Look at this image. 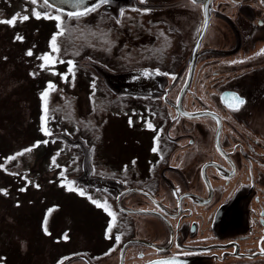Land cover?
Returning a JSON list of instances; mask_svg holds the SVG:
<instances>
[{
	"label": "flooded vegetation",
	"instance_id": "af4514ba",
	"mask_svg": "<svg viewBox=\"0 0 264 264\" xmlns=\"http://www.w3.org/2000/svg\"><path fill=\"white\" fill-rule=\"evenodd\" d=\"M201 4L211 9L202 36L203 9L191 0L146 4L136 0L123 6L151 9L145 15L128 11L133 18L124 22L130 33L155 29L150 32L177 35L180 26L174 20L189 17L190 51L152 50L130 70L159 69L179 76L182 87L174 96L171 75H153L141 83L147 94L119 95L135 99L132 106L143 107L140 113L162 129L160 151L120 166L110 160L103 169L100 163L91 164L93 178L110 181L108 189L91 188L94 198L108 199L118 213L113 238L105 235L110 217L97 208L101 216L97 223L106 226H97L95 236L83 243L63 240L59 253L48 255L47 264H153L173 258L177 264H264V255L259 254L264 247V55H257L264 49V3L201 0ZM110 7L112 16L120 9ZM163 41L164 37L162 45ZM192 66L182 99L183 109L190 113L185 116L176 106ZM232 94L246 101L239 111L227 106ZM203 112L214 114L219 124L200 115ZM156 135L151 134L152 140ZM150 144L151 150L153 141ZM125 165L127 173L122 171ZM157 205L162 213L153 211ZM115 235H121L119 244Z\"/></svg>",
	"mask_w": 264,
	"mask_h": 264
},
{
	"label": "rangeland",
	"instance_id": "374dc122",
	"mask_svg": "<svg viewBox=\"0 0 264 264\" xmlns=\"http://www.w3.org/2000/svg\"><path fill=\"white\" fill-rule=\"evenodd\" d=\"M33 7L29 0H0V19L11 18L15 13L30 16L29 20L18 21L14 27L0 24V163L4 157L30 147L36 141L55 138L57 142L47 146L42 144L7 165L11 172L27 174L29 180L40 185L39 189L27 185V191L20 192L18 189L26 186L25 181L0 171V189L8 191L7 196L0 194V264H47L48 255L59 253L58 245L65 240V233L68 239H81L83 243L95 236L97 226H106L105 222L97 223L96 219L101 216L86 197L59 186V174L62 169H67V179L75 181L94 198L93 189L78 182L84 174V147L89 152L90 166L100 163L103 169L108 160L120 166L132 159L150 157L153 131L144 126V119H148L140 113L144 108L132 106L133 98L117 95L106 83L101 70L120 73L136 69L133 62L146 60L145 53L152 50L165 52L167 48H176L178 53L190 51V19L187 15L174 20L180 26L179 34L164 33L166 42L163 41L162 45L161 32H150L155 29H147L146 34L130 33L124 21L133 16L126 11L129 18H122L120 26L110 19L103 21L102 27L113 29L112 39L116 42L110 53L80 47L82 40L78 39V32H74L70 39L60 38L61 58L76 62L75 84L72 86L62 82L60 76L38 68L41 61L37 56L50 51L49 41L56 27L54 21L32 17ZM104 14L105 11L100 9L99 14L84 18L80 23L95 27L100 23L99 16ZM70 27L75 28L76 22H70ZM17 35L23 40H16ZM71 41H75L80 55L64 54L66 48L68 53L75 51L69 47ZM145 46L146 49L140 52ZM28 49H32V57L25 55ZM89 56L92 60L88 59ZM55 71L65 73L67 65L57 64ZM32 72L39 74L33 77ZM93 78L96 79V92L90 102ZM49 80L58 86L49 102L53 119L48 126L54 132L53 137H45L39 130L42 115L39 93ZM173 82L176 87L174 96H177L182 81L178 76ZM129 117L133 121L131 127ZM64 130L71 135H64ZM58 150L61 153L57 157L59 168L51 165V157ZM46 215L50 235L43 230Z\"/></svg>",
	"mask_w": 264,
	"mask_h": 264
},
{
	"label": "snow or ice",
	"instance_id": "6c2138e0",
	"mask_svg": "<svg viewBox=\"0 0 264 264\" xmlns=\"http://www.w3.org/2000/svg\"><path fill=\"white\" fill-rule=\"evenodd\" d=\"M30 4L33 5L34 7L31 10V16L34 17L35 19H45V20H51L55 22V27H56V32H54L50 38L49 41V49L50 51L41 54L37 56V59L41 61V63L38 65V68L40 71H50L52 75H58L60 76V79L64 83H70L72 86L75 84V73L77 70L76 62L73 59H63L61 58V40L60 38H66L70 39L72 34L74 32H78L79 36L78 39L82 40V43L80 47H87L92 50L96 51H101L104 53H110L112 49L116 46V42L112 39V28H104L102 27L103 21L105 19H110L114 22L116 26H120L122 24V18H129L126 17V11H131V12H137L141 15H145L151 12V9L149 8H137V7H131L129 9H124L120 8L116 16H107V14L100 15V23L97 24L95 27H88L86 25H82L80 22L84 19L87 18L93 14H99L100 9L102 7L110 6L112 4V0H91V3L89 0H29ZM210 2V0H209ZM139 4H146L147 0H138ZM191 3L193 5H200L203 9V26L204 30H206L209 21H210V11L211 9L208 8L207 4H201V0H191ZM261 3H264V0H261ZM62 5H67L68 10H66ZM38 9H43L38 10ZM30 16L27 14H21V13H15L11 16V18L8 19H0V24H5L8 26L14 27L16 23L19 22H24L29 20ZM70 22H76V27H70ZM264 24V21L261 22ZM160 35L163 37L165 34L163 32L160 33ZM16 40H23L22 36L17 35L15 37ZM166 39V37H165ZM69 47L75 48V41H71L69 43ZM64 54L65 55H74L78 56L80 55V50L79 48H75V51L72 53H68V49H64ZM26 56L32 57L34 55L32 49H28L25 53ZM257 55H264V49H261ZM6 59V58H5ZM89 60H92V57H88ZM98 62V61H96ZM244 61H233V63H243ZM57 64H66L67 65V72L65 73H58L55 71V67ZM38 72H32L30 73L31 76L35 77L38 75ZM142 77L145 78H150L153 75H165L169 76L171 75V78L173 80L176 79L174 74H170L167 72L161 73L159 69H155L153 71H149L145 69L143 72L139 74ZM71 77V80L69 79ZM91 94H90V102L93 101V98L95 96L96 92V79L93 78L91 84ZM58 86L49 80L46 83V87L44 88L43 91L39 93L40 100H41V106H42V115H41V125H40V131L45 137H53L54 132L53 130L48 126L51 120L53 119L52 116H50V109H49V102H50V97L52 93L57 92ZM246 103V101L241 98L237 94H232L231 97L229 98V103L228 107L232 111H239V109ZM93 111H95V107L93 106ZM58 111V110H56ZM152 116H155L156 113L152 112ZM200 115H205V116H211L213 119L217 121V124H219V118L216 117L214 114L209 113V112H203L200 113ZM143 119V118H142ZM128 124L131 127L133 125V121L131 117H129ZM144 126L147 130L157 132V135L153 137V147L151 151L153 153H158L160 151L159 148V142H160V135L159 132L162 131V129L157 130L156 126L152 123L151 119H144ZM219 128H217V136L219 135ZM64 135H71V133H68L67 130H64ZM57 140L54 138L51 141L49 139H44V140H39L36 141L33 145L30 147L24 148L21 151H18L14 153L13 155H10L8 157L3 158V163H0V171L5 172L8 175H13V176H19L22 180L25 181V187H21L18 189L20 192L27 191V185H32L39 189L40 185L34 183L33 181L28 179L27 174H21L19 172H11L9 171L7 165L10 162L17 161L19 157H23L26 154L32 153L35 149L39 148L42 144L47 146L49 143H56ZM191 143V141L189 142ZM74 147H78V145H74ZM94 150V148H93ZM60 151L58 150L57 153L51 157V165L54 167H61L57 163V157L60 155ZM221 154L224 155V153L221 151ZM161 159L163 157L161 156ZM75 160V158H74ZM132 165L134 166L136 164V161L133 160ZM151 170V169H150ZM67 169H62L60 172V187L64 188L66 191L69 192H75L81 197H86L90 203H92L96 208L102 209L109 217L110 221L108 223V226L106 228V238L107 239H112V232L113 229L117 227V216L118 213L113 210L112 205L109 204L108 199H96L93 198L92 195H89L86 191V189L79 187L75 181L68 180L67 177L65 176V172ZM124 173H127L128 171V165H125L124 168L122 169ZM126 183V181H125ZM179 192V188L176 189V191L173 193L174 195ZM0 194L7 196L8 191L7 189H0ZM147 195V193H144ZM119 199V197H117ZM19 206V205H17ZM163 212V209L157 205V209H154L153 211ZM52 209L49 210V214L51 213ZM142 212L144 210H141ZM47 215L45 216L44 223H43V230L46 235H50L48 232L47 228ZM264 223V222H262ZM63 239L67 240L68 236L65 233L63 236ZM115 242L119 244L121 242V235H115L114 237ZM261 244L264 245V238L261 239ZM113 251L115 249H112ZM107 254V253H106ZM184 255H189L190 253H183ZM260 255H264V247H261L260 249ZM58 264H63V261H59ZM153 264H177L176 260L169 259V260H160V261H155Z\"/></svg>",
	"mask_w": 264,
	"mask_h": 264
},
{
	"label": "water",
	"instance_id": "95a60500",
	"mask_svg": "<svg viewBox=\"0 0 264 264\" xmlns=\"http://www.w3.org/2000/svg\"><path fill=\"white\" fill-rule=\"evenodd\" d=\"M135 1L136 0H112L111 5H117L118 7L123 8V6H125L127 4H132ZM89 2L91 3V0H89ZM57 3H58V0H57ZM62 7H64L66 10H68L67 5H62ZM105 11L110 12V11H112V8L110 6H106ZM204 32H205V30L202 31L201 36L204 34ZM101 71H103V73H101V74L105 78L106 83L109 84L108 86L114 92H116L118 95H122V94L123 95H125V94H134V95L147 94V92L143 90V85H141V83H143L145 80L147 81L151 77L145 78V77L140 76L139 74L141 72H143L144 70H135V71H129V72H120V73H110V72H106L104 70H101ZM193 73H194V69L192 66L191 73L189 70V76H188L187 82L184 85V87L180 93L179 105L176 106L178 111L185 116H190V113L186 112L183 109L182 99H183L184 95L186 94V92L190 86V81H191V77L193 76ZM80 145L82 147H84V145L82 143H80ZM84 151H85L84 152L85 153V160H84L85 172L80 178L81 182L84 185H86L87 187L93 186V187L108 189L110 181H106L103 179H97V178L92 177L91 170H90L89 152H87L85 147H84ZM130 212H135V211L131 210Z\"/></svg>",
	"mask_w": 264,
	"mask_h": 264
},
{
	"label": "trees",
	"instance_id": "16d2710c",
	"mask_svg": "<svg viewBox=\"0 0 264 264\" xmlns=\"http://www.w3.org/2000/svg\"><path fill=\"white\" fill-rule=\"evenodd\" d=\"M103 9V8H102ZM103 11H105V9H103ZM106 14H108L109 12L108 11H105ZM118 95V94H117ZM123 95V94H122Z\"/></svg>",
	"mask_w": 264,
	"mask_h": 264
}]
</instances>
